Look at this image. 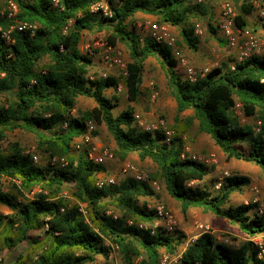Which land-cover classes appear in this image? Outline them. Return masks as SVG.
<instances>
[{
  "label": "trees",
  "instance_id": "16d2710c",
  "mask_svg": "<svg viewBox=\"0 0 264 264\" xmlns=\"http://www.w3.org/2000/svg\"><path fill=\"white\" fill-rule=\"evenodd\" d=\"M15 1L19 19L38 27L33 34L13 30V42L0 32V205L11 210L7 215L0 211V255L24 243L26 247L11 264H92L98 256L109 259V239L119 246L126 264L138 256L143 257L142 264H159L162 249L173 254L184 243L186 236L177 229L168 232L162 226L139 227L140 223L157 220L155 208L140 202L141 197L156 194L149 184L127 178L112 186L96 185L106 167L90 160L86 151L76 153L73 146L75 138L87 131L89 120L107 126L117 154L125 158L136 152L141 159H151L184 215L190 208L202 207L238 225L249 237L264 232V216L255 211L256 203L226 206L233 192L251 183L249 176L225 177L216 192L189 185L203 181L210 167L182 157L181 137L166 143L162 132L139 126L133 106L115 114L118 97L109 96L107 90H117L119 78L108 75L91 79L93 58L80 50L82 31L95 29H108L111 45L121 42L128 47L132 59L125 78L129 101H137L141 94L143 61L158 54L168 70L178 112L193 109L201 130L229 159L254 163L264 172V59L254 55L236 63L235 69L222 64L193 82L178 69L172 48L150 37L141 40L136 24L128 23L137 12L153 14L160 22L178 27L187 46L197 49L200 36L195 33V24L206 15V2L114 0L113 16L104 18L89 13L90 4L96 0H60L58 6L51 0ZM2 7L0 27L8 29L13 20ZM250 10L243 3L236 18L240 25H246L245 15ZM209 27L224 42L211 22ZM8 92L13 96L5 100ZM80 96L93 99L96 105L74 116L72 111ZM237 102L246 116L258 120V125L239 123L233 114ZM16 129L36 135L37 150L45 162H35L33 154L18 142L4 145L8 133ZM93 134L97 136L98 130ZM53 156L67 158L68 166L52 164L49 160ZM68 185L76 203L60 196ZM80 203L86 205L88 219ZM127 219L134 224L129 225ZM258 251L250 240L236 247L204 231L187 245L178 264H264V255L259 257Z\"/></svg>",
  "mask_w": 264,
  "mask_h": 264
},
{
  "label": "rangeland",
  "instance_id": "374dc122",
  "mask_svg": "<svg viewBox=\"0 0 264 264\" xmlns=\"http://www.w3.org/2000/svg\"><path fill=\"white\" fill-rule=\"evenodd\" d=\"M224 0H206V9L207 13L202 18L197 19V22L202 23L204 33L200 36V42L197 49H191L184 42L181 31L178 27L172 26L174 32L177 34L179 42L184 49L185 54L191 59L190 64L193 67H196L197 70H211L212 68L219 67L222 65V62L228 63V60H231L235 53L231 52L227 47V44L218 40L217 35H213L210 31L209 22H211L216 28L215 21L218 20L221 4ZM236 1V0H231ZM1 4H4V0H1ZM2 6V5H1ZM240 4L236 2V7L239 11ZM151 18L157 19L158 17L153 14H148L144 12H137L128 23L140 22L144 19ZM218 29V28H217ZM138 33L146 36V32L137 29ZM110 31L108 29H95L92 31L84 30L82 31V37L80 42V50L89 54L93 58V65L91 68V75L93 76H103V74L113 75L119 78V84L122 85V89L115 90L110 88L107 90L109 96L115 95L118 97L116 101L118 106L115 108V114L120 113L122 110L126 109L128 106H133L135 109V114L137 111L143 109L144 113L148 112L149 115L146 116L150 121H154L157 117H162L165 119L169 128L175 130V136L181 137L184 144L187 143L192 147V149L200 154L210 153L212 150H207L210 146L213 147V152L218 157V163L208 165L210 167L209 173L206 175L203 181L200 182H191L189 185L194 186H205L210 188L212 191L219 190L218 183L224 181L226 177L225 172L228 171L233 174L246 175L251 178V183L248 186H245L242 190H236L230 197L227 207L236 206L240 203L247 204L255 196H259L261 199H264V172L256 164L251 162H246L244 160L231 158L229 159L227 155L221 150L218 149V145L215 143L213 138L206 132L201 130L200 120L195 115L193 109H188L183 112H178L177 108L174 106L175 97L172 94V89L168 80V70L163 66L162 58L158 54H151L143 61V71H142V83H148L150 78V87L149 95H147L146 88L143 90L142 94L147 95V101L144 97L140 96L138 102L131 103L127 95V86L125 78V70L118 65L109 67L103 60L102 51L103 48L98 45L97 42H107L108 35ZM261 38H264L263 35H259ZM115 53L118 54L122 60L127 64L132 61L130 56V51L124 43H117L115 46ZM48 59H45L47 61ZM178 61V60H177ZM178 69L186 77V72L184 66L178 61ZM154 94H157L154 97ZM13 94L8 92L5 94L4 99L12 97ZM172 102V103H171ZM94 100L88 97L80 96L77 99L76 108L72 111L74 116L80 115L81 112L89 110L92 108ZM150 113H152L150 116ZM233 114L239 120L241 125H251L256 126L259 124L258 120L254 117H248L244 114L242 106L237 102L236 106L233 109ZM151 117V120H150ZM190 119V120H189ZM97 130L99 132L97 136V141L101 144L107 145L115 153V158L113 160L107 161L104 166L108 170L109 175L115 176L118 181H122L127 178H132L131 176H123L120 173V167L122 163L126 160L121 155L116 153V143L112 134L107 129L105 124L97 125ZM9 142H18L22 145L27 151H34L40 162H45L47 159L42 156V154L37 150V139L36 135L33 132H29L24 129H16L13 132H9L4 145H9ZM208 146V147H207ZM76 152V150H75ZM77 151L76 153H78ZM129 161H133L145 169L153 179H156L161 182L162 189L159 192H156L155 195L148 197H141L140 202L146 203L149 208H155L158 204H163L162 198L160 196L162 193H166L171 201L174 203V207H170L165 204L167 208L173 211L177 220V230L185 234L184 243H182L177 252L170 254L169 252L162 249L160 258L164 255L175 256L183 251L187 245L188 240L193 235L198 234L209 230L219 238V236H226L229 238V241L232 245L239 247L243 245L246 241L249 240V235L243 233L238 225L232 224L229 220H223L222 217L213 215L212 212L205 210L202 207H193L190 208L187 215H184L180 209V203L175 198L172 199L169 194L165 182L157 174L158 167L157 165L149 158L141 159L139 154L134 152L129 154ZM232 163V164H231ZM232 165V166H231ZM231 166V167H230ZM60 196L65 197L69 203H76L75 198L71 193V185L64 188L60 192ZM151 199V200H150ZM153 199V200H152ZM0 211L4 214H9L11 210L3 205H0ZM112 212L109 210V213ZM215 219L221 220L223 222L222 226L226 229H218L216 224H214ZM214 220V221H213ZM217 220V221H218ZM148 226L156 225V221L152 224L145 223ZM161 226L160 224H158ZM36 234H40L36 232ZM43 235V233L41 234ZM106 243L112 247L111 254L109 259H105L102 256L96 258V263L92 264H104L109 262L110 264H126L124 261L123 253L121 252L117 244H113L109 239H106ZM26 247L24 243L13 249H5L0 255V261L5 264H11L14 262L18 254ZM142 256L134 257L132 259V264H142Z\"/></svg>",
  "mask_w": 264,
  "mask_h": 264
},
{
  "label": "built area",
  "instance_id": "2783aa9c",
  "mask_svg": "<svg viewBox=\"0 0 264 264\" xmlns=\"http://www.w3.org/2000/svg\"><path fill=\"white\" fill-rule=\"evenodd\" d=\"M114 0H96L90 4L89 13L91 15H95L97 17L111 18L114 14L112 8V2ZM186 4H204L206 0H183ZM54 6H58L60 4V0H51ZM242 4L245 3L249 5L256 13L260 21L264 24V0H242ZM3 11L8 13V17L13 20V24L10 28L6 29L0 27V32L2 37L5 38L8 42H13L12 31L15 29L30 31L32 34L37 29V24L29 21L21 20L18 17L19 14V5L15 0H4ZM238 9L236 7V1L224 0L221 4V10L219 14V18L217 20V28L221 32L223 38L225 39L229 50L236 55V62L231 65L232 69H235V65L238 62H243L246 59L251 58L252 56H260L264 59V38H261L258 34L250 31L243 25H240L236 18L238 16ZM136 28L146 32V36L141 35V40L145 37L152 38L156 43L165 44L172 48L174 56L179 59V62L185 68L186 77L190 81H196L199 76H204L209 70L205 69L203 71H198L193 66H191L188 60L183 56V50L178 45V37L174 32L172 25L167 22H160L157 19L147 18L140 22L136 23ZM68 27L64 29V32H67ZM195 33L198 36H202L204 33V29L202 23L196 22L195 24ZM100 47L103 48L102 57L106 65L112 67L114 65H118L123 68L125 74H127V64L122 60V58L115 53V46L111 45L109 42H97ZM108 76L107 74H103V77ZM91 79H94L95 76L90 75ZM36 81L32 80V84H35ZM118 89H122V85L118 84ZM157 94H154L156 97ZM136 121L139 126L144 128L145 130H149L152 132H162L165 135L164 141L166 143H170L171 140L175 137V130L169 128L166 121L162 117H157L154 121H146L141 119L139 115L135 114ZM67 123L63 126L66 128ZM97 129V124L94 120H89L87 122V131L79 137H76L73 143L74 149L76 151H86L88 158L95 163L105 164L109 160H113L115 158V153L107 145L101 144L97 141V136L93 134V131ZM28 152L33 154V159L35 162H39L38 155L31 150ZM183 158H190L196 160L198 162L204 163L206 165H211L214 163H218V157L214 152H210L207 154H200L195 152L190 145L187 143L184 144ZM54 165H59L62 167L68 166L69 160L65 157L61 156H53L49 160ZM120 173L123 176H131L134 180L139 182H145L149 184L152 189L156 192H159L162 189V184L160 181L156 179H152L150 174L143 169L140 165L133 161L126 160L122 163L120 167ZM226 177L231 176V173L226 171ZM118 179L113 175H104L99 176L96 185L98 187L104 186H112L118 183ZM222 181L218 183V187H220ZM38 191V190H36ZM34 191L30 193V195H34ZM250 202L256 203L255 211L264 216V199H261L259 196H255ZM249 203V202H248ZM80 209L83 214L88 219V211L86 209V205L80 203ZM62 211L65 210L64 207L61 208ZM156 211V225L153 227L159 226L160 224L164 227L168 232H172L177 228V220L173 211L167 208L164 204H158L155 206ZM115 218H118V214L113 213ZM126 222L130 224H134L132 219H127ZM139 227L147 228L152 227L148 226L145 223H140ZM210 231L209 227L207 226ZM221 242H225L231 244L229 238L226 236H219L217 238ZM195 240V239H194ZM193 239L190 241L193 242ZM249 240L254 244L255 247L259 249L258 256L262 257L264 255V232L261 234H257L255 236L249 237ZM185 250V249H184ZM183 251L175 256L164 255L160 258L159 264H178L182 258Z\"/></svg>",
  "mask_w": 264,
  "mask_h": 264
},
{
  "label": "crops",
  "instance_id": "0c3cea01",
  "mask_svg": "<svg viewBox=\"0 0 264 264\" xmlns=\"http://www.w3.org/2000/svg\"><path fill=\"white\" fill-rule=\"evenodd\" d=\"M236 2L237 3H239L240 4V6H239V12L241 13V7H242V0H236ZM245 21H246V25H245V27L246 28H248L250 31H252V32H254V33H256V34H258V35H263L264 34V25H263V23L260 21V19L258 18V16H257V13L251 8V10H250V12L247 14V15H245ZM214 22H215V25L217 26V21H215L214 20ZM218 31H217V34H218V36H220V37H222V39H224L223 38V36H222V34H221V32L219 31V29H217ZM224 43H226V41H225V39H224ZM227 44V43H226ZM178 45H179V47L183 50V56L188 60V62H189V64H190V58L185 54V52H184V49H183V47L181 46V44H180V42H179V39H178ZM228 47V46H227ZM175 58L179 61V59L175 56ZM236 62V59H235V56H233L232 57V59L231 60H228V63H226V62H222V64H227V65H229V66H231L232 64H234ZM191 65V64H190ZM192 66V65H191ZM195 69H197L196 67H194ZM200 72L202 71V70H199ZM148 80V83H142V85H141V94H140V96H142V97H144V99H146V101H147V95H149V91L151 90V87H150V78L149 79H147ZM146 88V92H147V95H145V94H142V92H143V90ZM143 89V90H142ZM140 96H139V98H140ZM139 98H138V100H139ZM138 100L137 101H131V103L132 104H134V102H138ZM172 103V102H171ZM96 105V102L94 101V103H93V106L92 107H94ZM174 106H175V108H177V102H176V99L174 100ZM136 114L137 115H139L140 116V118L141 119H144V120H149L146 116H148L149 115V113L148 112H145L144 113V110L143 109H141V110H139V111H137L136 112ZM152 113H150V116H152L151 115ZM150 120H151V117H150ZM208 147V146H207ZM218 147V149H220V147L219 146H217ZM215 149V148H214ZM213 147L212 146H210L209 145V147L207 148V150H212L211 152H213ZM215 153V152H214ZM128 158H129V155H127L126 157H125V159L124 160H128ZM232 164V163H231ZM232 166V165H231ZM230 166V167H231ZM109 173H108V170L107 171H104V172H102L99 176H104V175H108ZM233 194V193H232ZM172 197V196H171ZM160 198H162V201H163V204L165 205H167V207L168 206H170V207H174V203L171 201V198L164 192V193H162V195L160 196ZM172 199L174 200V198L172 197ZM151 200V199H150ZM153 200V199H152ZM214 215V214H213ZM218 220V219H217ZM216 219H215V221H214V224H216V226L218 227V229H226L224 226H222V224H223V222L221 221V220H218L217 221ZM223 220H228V219H225V218H223ZM230 222V221H229ZM204 232V231H203ZM203 232H199L198 234H196V235H193L192 237H190L189 238V240H188V244L190 243V241L193 239H196L201 233H203Z\"/></svg>",
  "mask_w": 264,
  "mask_h": 264
}]
</instances>
